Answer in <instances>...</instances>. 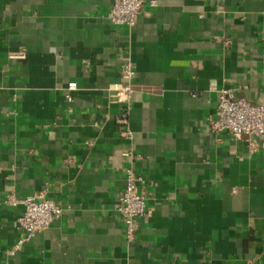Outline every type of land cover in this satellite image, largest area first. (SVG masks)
<instances>
[{"label": "crops", "instance_id": "obj_1", "mask_svg": "<svg viewBox=\"0 0 264 264\" xmlns=\"http://www.w3.org/2000/svg\"><path fill=\"white\" fill-rule=\"evenodd\" d=\"M151 1L128 26L114 0H0V264H264V136L251 151L207 122L222 88L264 102V0ZM128 167L148 204L131 241ZM39 191L64 213L16 247L5 200Z\"/></svg>", "mask_w": 264, "mask_h": 264}, {"label": "built area", "instance_id": "obj_2", "mask_svg": "<svg viewBox=\"0 0 264 264\" xmlns=\"http://www.w3.org/2000/svg\"><path fill=\"white\" fill-rule=\"evenodd\" d=\"M155 3L154 0L151 1ZM145 4V0H114L108 18L116 24L134 26L139 18V13ZM11 58H23L26 50L10 52ZM121 74L127 78V83L121 84L118 93L126 102L127 108L121 113L123 124L127 125L126 135H130L128 117L130 114V100L134 91L133 80L136 69L133 62L125 60L121 65ZM76 81L67 84V99L72 101V91L77 89ZM210 130L219 135L230 132L235 137H245L251 151L260 146V138L264 136V102L252 103L245 98L235 95L230 88H222L219 91L218 104L214 115L207 117ZM145 178L132 167L126 168V184L117 198V211L125 224V234L128 240L137 237L141 223L147 214V194L144 188ZM7 204L17 206L23 204L24 211L18 217L20 227L24 235L19 239L16 247H20L32 240L39 232L52 225L54 220L64 213L63 206L56 200L50 199L44 191L36 192L23 199L14 194L8 195Z\"/></svg>", "mask_w": 264, "mask_h": 264}]
</instances>
